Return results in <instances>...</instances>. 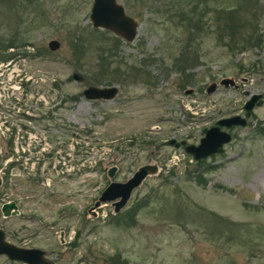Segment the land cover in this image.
<instances>
[{
    "label": "rangeland",
    "instance_id": "374dc122",
    "mask_svg": "<svg viewBox=\"0 0 264 264\" xmlns=\"http://www.w3.org/2000/svg\"><path fill=\"white\" fill-rule=\"evenodd\" d=\"M116 1L137 23L131 41L91 25V0H0V38L16 45L0 61V206L18 208L0 216L5 239L55 264H264V97L244 126L224 128L220 154L197 163L169 144H197L202 128L264 94V0L239 12L259 45L208 32L186 52L174 11L188 0ZM89 85L117 92L87 100ZM150 163L118 212L91 209L110 181Z\"/></svg>",
    "mask_w": 264,
    "mask_h": 264
},
{
    "label": "water",
    "instance_id": "95a60500",
    "mask_svg": "<svg viewBox=\"0 0 264 264\" xmlns=\"http://www.w3.org/2000/svg\"><path fill=\"white\" fill-rule=\"evenodd\" d=\"M89 19L91 25L96 28L106 29L125 41H131L136 35V21L125 14L123 6L116 0H91ZM50 50L58 47L54 39L47 43ZM219 85L235 86L231 78H222ZM215 89V83H211L205 89L207 93ZM115 86H93L89 85L82 90V96L87 100H110L116 94ZM264 94L252 93L243 105L244 116L232 115L218 119L215 125L201 129L203 134L197 144H185L184 141L176 143L170 140L169 144L175 147L182 145L185 153L193 160L205 159L214 154H220L224 145L231 140V134L224 128L231 126H244L246 118L254 106L261 105ZM114 168L107 171L112 176ZM156 171L154 164H143L138 166L133 173L123 182L110 181L100 192L94 201L91 209L100 206L101 203L109 202L114 213L124 206L133 189L141 184L144 178ZM1 184V178H0ZM1 217L14 216L18 214L17 205L14 201L8 200L0 206ZM0 255L5 256L9 261L21 262L23 264H55L45 256V251L37 247H20L5 239L4 232L0 227Z\"/></svg>",
    "mask_w": 264,
    "mask_h": 264
},
{
    "label": "trees",
    "instance_id": "16d2710c",
    "mask_svg": "<svg viewBox=\"0 0 264 264\" xmlns=\"http://www.w3.org/2000/svg\"><path fill=\"white\" fill-rule=\"evenodd\" d=\"M252 1L253 0H227V2L220 5L217 4V1L215 4V0H188L187 4H180L174 12L179 18L176 25L180 27L182 31H186L188 37V39L184 41V52H186L192 45L199 44V39H203V37L207 36L208 32L213 33L216 39L222 42V45L225 43L235 46L243 45V47L259 45L261 37L255 28L256 23L253 19H248L246 16L240 15L239 13L243 6L253 4ZM210 11L213 12L214 19H210L211 24L209 25L208 23L205 24L204 20L201 21V19L204 16L206 17L207 14L210 16ZM19 41V46H23L25 43L23 39ZM14 42V37L0 38L1 62L12 57L10 53H6V50L15 47L16 45ZM238 48H242V46H239ZM182 52L183 51L178 55L180 62L185 60L184 53ZM196 57L199 58L198 55ZM103 66H101V72L104 71ZM105 66H107V64ZM255 131L264 134L262 128L255 127ZM196 161L197 163L203 162L202 159Z\"/></svg>",
    "mask_w": 264,
    "mask_h": 264
},
{
    "label": "flooded vegetation",
    "instance_id": "af4514ba",
    "mask_svg": "<svg viewBox=\"0 0 264 264\" xmlns=\"http://www.w3.org/2000/svg\"><path fill=\"white\" fill-rule=\"evenodd\" d=\"M182 146V145H181ZM1 185V184H0ZM18 209V208H17ZM0 216H1V214H0ZM3 218V217H2ZM3 256V255H2ZM45 256L47 257V254H46V252H45ZM6 258V257H5ZM7 259V258H6ZM8 260V259H7ZM9 261V260H8ZM10 262H15V261H10ZM16 263V262H15ZM19 263H21V262H19ZM21 264H23V263H21Z\"/></svg>",
    "mask_w": 264,
    "mask_h": 264
}]
</instances>
